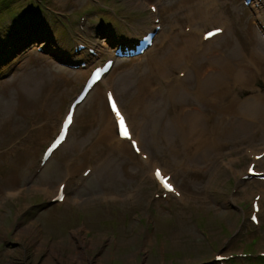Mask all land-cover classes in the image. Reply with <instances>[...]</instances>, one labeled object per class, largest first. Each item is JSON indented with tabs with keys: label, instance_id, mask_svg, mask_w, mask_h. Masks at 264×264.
Listing matches in <instances>:
<instances>
[{
	"label": "rangeland",
	"instance_id": "1",
	"mask_svg": "<svg viewBox=\"0 0 264 264\" xmlns=\"http://www.w3.org/2000/svg\"><path fill=\"white\" fill-rule=\"evenodd\" d=\"M177 1L13 0V9H18L15 15L7 16L3 11L0 147L10 151L11 162L28 155L29 167L22 174L17 165H0V264H71L82 256L86 264H127L132 258L135 264L144 258L152 264H160L159 261L171 264V259L174 264H187V260L202 263L210 262L213 250L218 248L226 252L246 250L253 255L237 258L235 264L241 261L264 264V259L254 258L257 250L264 249V179L243 174L253 163L250 148L261 151L257 156L264 159V140L258 134L252 142L229 137L226 148L211 162L191 159L195 152L187 151L174 161L167 148L159 150L152 146L153 162L173 174L179 195L164 194L152 178L146 154L137 153L133 157L130 150L110 160L116 131L105 130L109 118L105 93L114 91L125 110L132 107L130 95L127 96V89L119 85V80L130 77L131 88H136L149 72L156 70L152 56L169 48L174 37L193 32L203 35L217 28L207 17L220 9L227 15L222 22L229 27L236 46L242 49L241 26L236 25L241 19L243 30L257 34L264 51V36L260 32V24L264 27V23L256 14V9L263 13L259 6H264V0H258L257 5L248 0H214L208 16L196 19L194 24H183L188 14L180 13L178 8L171 14L163 12L165 5ZM206 1L210 2L194 0L193 5H204ZM150 5L160 10L156 19ZM31 25H36L44 38L30 40ZM144 26L158 27L154 44L135 56H117L119 40L139 38ZM204 43L208 44L209 39H204ZM213 44L218 46L217 53L209 54L199 47L201 59L216 58L229 51L220 47V40ZM79 47L84 48L77 51ZM57 54L78 67L64 65ZM108 58L114 59V69L106 74V82L96 85L85 102L78 105L69 143L55 151L49 162H44L43 151L58 132L69 103L83 87L91 69ZM262 65L263 69H259L262 71H256L249 87L234 85L243 100L261 94L264 102ZM239 66L246 73L250 71L245 68L252 67L247 62ZM30 70L39 76V94L34 101H23L16 84ZM165 82L171 88L170 79ZM22 89L29 97L26 89ZM50 96L53 101L47 102ZM24 103L27 107L40 105V111L47 105L49 115L39 122L24 123L18 118L12 123L4 107L11 104L20 107ZM133 111L134 132L147 148L150 143L144 115L136 108ZM12 133H16L15 138L10 137ZM83 141L87 146L81 148ZM224 142L220 138V144ZM92 146L98 149L93 158L89 153ZM258 168L264 170V163L258 164ZM87 169L90 172L84 175ZM63 182L68 191L65 202H51V196ZM44 189L49 190L48 194ZM179 196L184 199H177ZM256 196L261 207L257 212L259 223L251 220ZM233 256L237 257L236 253Z\"/></svg>",
	"mask_w": 264,
	"mask_h": 264
},
{
	"label": "bare ground",
	"instance_id": "2",
	"mask_svg": "<svg viewBox=\"0 0 264 264\" xmlns=\"http://www.w3.org/2000/svg\"><path fill=\"white\" fill-rule=\"evenodd\" d=\"M194 0H178L176 3L165 5L163 8L164 13H170L175 8L179 9L180 13L187 12L186 21L183 23L194 24L196 19L201 17H207L211 2L201 5H193ZM253 5L259 4V1L251 0ZM262 7L263 13H260L256 9L257 18L264 21V6ZM154 8V6H151ZM160 10L152 12L153 19L159 16ZM227 17L223 11H216L213 16L207 17L209 21L218 25L219 33L214 35L212 39H209V43H204V34L193 32L188 36L174 37V43L169 48L166 47L163 53H156L152 56V61L156 64V70L149 72L144 81H140L136 88H131V78L126 77L119 80L120 86H125L127 89V96L130 95V102L132 107L125 110L117 100V105L127 117V124L129 126V134L131 141H136L140 154L148 152V167L155 168V163L152 157L155 156V147L159 150L167 148L176 161L178 156L184 157V151L187 153H194L191 159L199 162L212 161L218 152L223 151L229 143V137L241 138L243 141L252 142L253 137L257 134L260 139L264 140V102L261 94H255L253 97L243 100L240 93L235 89L234 85H240L241 87H249L256 76V71H262V63H264V51L261 47V39L253 33L250 35L247 31L243 30L241 19L237 22V26H241L239 34L242 39V49L236 46L233 35L229 31V27L225 26L222 22ZM194 18V19H193ZM156 25V23H154ZM155 26H144L143 33L139 36L145 35L148 31L153 30ZM196 27V26H195ZM260 32L264 35V27L260 24ZM30 40L35 41L44 38L36 25H31L28 28ZM138 38V37H137ZM137 38L134 40L126 41L119 40V43L123 44H135ZM220 40V47L229 49V51L222 56H216V58L201 59L198 55L199 47H204L203 52H218V46H215L213 42ZM261 47V48H260ZM198 51V52H197ZM62 53L64 51L62 50ZM59 54H57L58 56ZM60 57V56H58ZM63 58V57H60ZM62 61L67 62L66 58ZM247 62L252 67L245 68L250 71L246 73L244 69H240L239 64ZM238 66V68H237ZM113 70L114 67H111ZM110 69V73L112 70ZM253 69V70H252ZM257 69V70H255ZM180 73L179 75H173V73ZM30 72L17 85V93L19 98L23 101L36 100L39 94L38 92V77L33 72ZM109 73V74H110ZM170 79L171 88L165 82L166 79ZM107 79V78H106ZM106 82L105 77L102 79ZM235 83V84H234ZM96 87V85H95ZM95 87L91 90L89 95L94 91ZM22 88L26 89L29 97H26V93ZM54 88L52 89V92ZM106 94H112L108 91ZM88 95V97H89ZM11 97V95H8ZM87 97V98H88ZM86 98V99H87ZM53 101V96H50L47 102ZM37 102V101H36ZM85 102V101H84ZM8 105L4 107V111L8 112L11 116L12 123L16 119L24 123L28 121L39 122L41 119L46 118L49 115V109L47 105L38 110L39 106L34 104L26 106L22 104L20 107H14ZM51 106L50 103H48ZM144 115L145 123L147 124L148 144L147 148L143 145L138 135H135V115L133 109ZM69 109V106H68ZM101 121L104 122V115L98 107ZM97 118V115H96ZM75 119L72 122L69 131L73 128ZM18 125V124H16ZM109 131L115 129L118 131L116 118L109 110L108 124L105 130ZM21 129H18L19 134ZM69 131L66 140L60 145L63 148L69 143ZM16 133L11 134V138H15ZM220 138L224 139L223 145L220 144ZM131 141L121 138L118 134L114 137L111 148V159L113 156L121 155L132 149ZM84 143V141L82 142ZM1 146V143H0ZM85 143L80 146L86 147ZM195 148L196 150H192ZM0 165L2 163H8L10 165H17L18 171L23 174L27 171L28 155L23 159H16L11 162L10 151L1 149L0 147ZM57 151V150H56ZM92 151V152H91ZM98 149L92 146L89 153L93 158L94 155H98ZM13 152H15L13 150ZM80 154L78 151H76ZM258 151L256 148H250L249 153L254 158L255 164H263L264 159L258 160L255 158ZM129 154V153H128ZM136 154L133 151V157ZM54 155V154H53ZM50 160L48 159L47 162ZM249 167H247L248 170ZM245 174V173H243ZM161 186V184L159 183ZM4 186L9 187L8 183H4ZM162 187V186H161ZM7 188H5L6 190ZM46 192V191H45ZM48 193V191H47ZM50 194V193H49ZM148 248L145 251L148 252ZM260 253H264V250H260ZM217 254V253H216ZM227 257H231L232 254L228 252L222 253ZM238 255H243L242 250L238 252ZM81 258H75L71 264H86ZM99 262V261H98ZM134 258L129 259L127 264H135ZM150 260L144 258L140 264H149ZM191 261L188 260V263ZM161 263V261H160ZM192 262L190 264H194ZM98 264H103L99 262ZM161 264H165L162 262ZM172 264L173 261H172Z\"/></svg>",
	"mask_w": 264,
	"mask_h": 264
},
{
	"label": "trees",
	"instance_id": "3",
	"mask_svg": "<svg viewBox=\"0 0 264 264\" xmlns=\"http://www.w3.org/2000/svg\"><path fill=\"white\" fill-rule=\"evenodd\" d=\"M13 4V0H0V16L4 14L3 11H5L7 16L11 15V17H13L15 15L14 13L18 10L13 9Z\"/></svg>",
	"mask_w": 264,
	"mask_h": 264
}]
</instances>
